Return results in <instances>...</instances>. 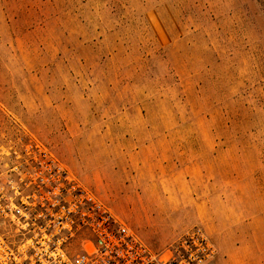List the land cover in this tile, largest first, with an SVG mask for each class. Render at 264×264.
Listing matches in <instances>:
<instances>
[{"label": "rangeland", "instance_id": "rangeland-1", "mask_svg": "<svg viewBox=\"0 0 264 264\" xmlns=\"http://www.w3.org/2000/svg\"><path fill=\"white\" fill-rule=\"evenodd\" d=\"M29 136L153 250L223 241L264 200L263 3L0 0V146Z\"/></svg>", "mask_w": 264, "mask_h": 264}, {"label": "built area", "instance_id": "built-area-1", "mask_svg": "<svg viewBox=\"0 0 264 264\" xmlns=\"http://www.w3.org/2000/svg\"><path fill=\"white\" fill-rule=\"evenodd\" d=\"M195 226L155 251L38 139L0 146V264H209Z\"/></svg>", "mask_w": 264, "mask_h": 264}, {"label": "crops", "instance_id": "crops-1", "mask_svg": "<svg viewBox=\"0 0 264 264\" xmlns=\"http://www.w3.org/2000/svg\"><path fill=\"white\" fill-rule=\"evenodd\" d=\"M192 168L194 171L197 167ZM139 182L147 189L149 200H155L159 185H148L147 180L143 178ZM236 215V219L232 218L233 224L240 219L243 220L242 223L226 227L224 230H220L218 226H208L210 234L214 232L217 238L224 239L216 243L213 241L221 251L219 264H264V200L258 203L257 209L246 207Z\"/></svg>", "mask_w": 264, "mask_h": 264}, {"label": "trees", "instance_id": "trees-1", "mask_svg": "<svg viewBox=\"0 0 264 264\" xmlns=\"http://www.w3.org/2000/svg\"><path fill=\"white\" fill-rule=\"evenodd\" d=\"M262 3H263V5H264V0H260Z\"/></svg>", "mask_w": 264, "mask_h": 264}]
</instances>
